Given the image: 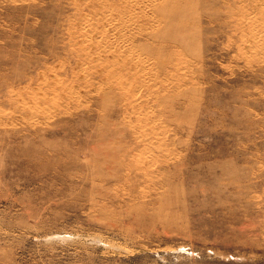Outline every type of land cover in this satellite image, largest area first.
<instances>
[{
    "label": "rangeland",
    "instance_id": "374dc122",
    "mask_svg": "<svg viewBox=\"0 0 264 264\" xmlns=\"http://www.w3.org/2000/svg\"><path fill=\"white\" fill-rule=\"evenodd\" d=\"M124 7L0 0V264H264V0Z\"/></svg>",
    "mask_w": 264,
    "mask_h": 264
},
{
    "label": "bare ground",
    "instance_id": "6f19581e",
    "mask_svg": "<svg viewBox=\"0 0 264 264\" xmlns=\"http://www.w3.org/2000/svg\"><path fill=\"white\" fill-rule=\"evenodd\" d=\"M127 2V0H121V6L124 7L125 6V3ZM108 3V2H106ZM114 16H116L118 19H117V22H125V20H127L128 18H131L134 16V11L129 8V7H124L123 11H114L112 12Z\"/></svg>",
    "mask_w": 264,
    "mask_h": 264
}]
</instances>
